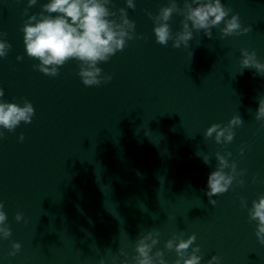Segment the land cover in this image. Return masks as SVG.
Here are the masks:
<instances>
[{
	"label": "water",
	"instance_id": "95a60500",
	"mask_svg": "<svg viewBox=\"0 0 264 264\" xmlns=\"http://www.w3.org/2000/svg\"><path fill=\"white\" fill-rule=\"evenodd\" d=\"M47 2L38 0L28 15ZM221 2L232 9L228 18L238 14L242 27L252 30L222 37L221 24L212 39L193 30L189 48L175 49L171 40L167 46L156 42L148 16L168 0H134L127 12L137 38L97 65L111 81L88 87L76 60L55 77L34 68L39 61L27 56L21 31L27 0H0V33L6 34L0 39L11 45L0 58V99L21 106L28 100L35 109L30 124L0 130V201L12 231L0 238V264H119L125 257L113 258L120 251L135 264L136 241L153 230L160 233L153 254L164 251L168 264L177 256L164 245L181 233L184 239L196 235L192 247H200L201 264L213 255L220 264H264V245L248 214L264 195V121L255 119L264 74L240 73L242 49L264 63V0ZM108 7L118 20L125 0ZM182 19L173 14L168 21L173 35ZM234 115L244 123L231 143L205 139L208 127L226 125ZM216 152H231L230 162L244 175L212 197V206L205 192ZM14 242L21 249L10 256Z\"/></svg>",
	"mask_w": 264,
	"mask_h": 264
},
{
	"label": "clouds",
	"instance_id": "9594fccd",
	"mask_svg": "<svg viewBox=\"0 0 264 264\" xmlns=\"http://www.w3.org/2000/svg\"><path fill=\"white\" fill-rule=\"evenodd\" d=\"M38 0H27L24 15L28 16L21 31L24 36L26 54L29 58L39 61L33 65L41 73L55 77L59 74V68L69 60L79 62L78 75L85 86H99L111 81V75H102V69L97 65L108 62L118 51H123L127 41L137 38L135 35V22L128 18L127 9H134V0H125L126 7L117 12L108 7L112 0H48L41 5V10L28 15V10L37 5ZM230 7H226L221 0H183V7L178 5V0H168V6L161 7L158 14L148 12L153 20V29L156 42L167 46L172 41L175 49L189 48L193 39V30L203 31V35L212 39V29L220 28L222 37L241 35L251 31V27H242L238 14L231 15ZM54 14V15H53ZM173 14L183 17L181 20L182 30L173 35L168 21ZM119 21V22H118ZM6 35L0 33V37ZM11 45L4 39H0V58L7 56ZM241 68L255 69L256 73L264 74V63L257 59L255 51L241 50ZM18 61L22 60L17 56ZM5 92L0 88V98ZM35 115L32 103L24 100L23 106L15 102H7L0 99V130L13 132L17 126L24 122L30 124ZM257 121H264V98L259 100L258 110L255 112ZM244 123L240 115H234L226 125L212 124L204 133L205 139L213 138L216 144L226 145L233 141L234 129ZM147 135V134H145ZM4 137V131H0V138ZM19 140H24L23 134ZM243 154V148H241ZM198 156H200L197 153ZM231 152L215 153L218 161L216 170L211 172L207 180L208 203L215 206L217 201L212 197L226 193L238 176L244 175V171H237L234 161L230 162ZM206 165H211V159L207 155L202 157ZM226 169L228 171H226ZM255 180V178H254ZM241 185L242 180L237 181ZM241 207L246 208L247 202L242 198ZM250 221L256 222L255 236L261 245H264V195L252 201L248 209ZM24 219L22 213L15 215V220L20 222ZM153 219H158L154 216ZM12 235L11 228L7 224V215L4 211V203L0 201V238L8 239ZM160 233L156 230L148 231L140 235L135 244L136 256L133 257L135 264H168L164 258V251L157 249L153 254V248L159 243ZM196 241V235L192 234L187 239L183 233L174 235L164 245L167 251H175L177 259L175 264H201L202 256L199 255V246L192 247ZM191 247V252L189 249ZM10 256H15L21 249L19 242L12 244ZM120 256L119 264H129L127 254L120 251L114 260ZM221 257L213 255L207 264H220ZM100 264H104L101 260Z\"/></svg>",
	"mask_w": 264,
	"mask_h": 264
}]
</instances>
